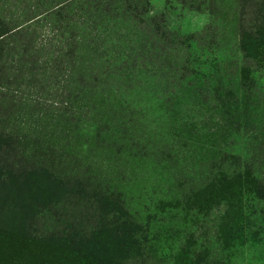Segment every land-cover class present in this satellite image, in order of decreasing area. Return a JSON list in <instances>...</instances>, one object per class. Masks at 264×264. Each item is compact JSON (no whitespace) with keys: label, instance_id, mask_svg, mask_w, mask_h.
<instances>
[{"label":"rangeland","instance_id":"obj_1","mask_svg":"<svg viewBox=\"0 0 264 264\" xmlns=\"http://www.w3.org/2000/svg\"><path fill=\"white\" fill-rule=\"evenodd\" d=\"M63 1L0 0V264H171L159 248L154 58H143L157 0H110L113 19L96 7L82 20L77 5L70 62L45 41ZM213 8L235 32L238 3Z\"/></svg>","mask_w":264,"mask_h":264},{"label":"trees","instance_id":"obj_2","mask_svg":"<svg viewBox=\"0 0 264 264\" xmlns=\"http://www.w3.org/2000/svg\"><path fill=\"white\" fill-rule=\"evenodd\" d=\"M214 2L157 0L146 14L153 45L143 58H154L159 116V248L171 264H264V0H233L235 32ZM82 4V20L96 7L116 17L110 0H64L62 27L45 41L58 40L69 62L82 37L72 9ZM28 22L36 31V18Z\"/></svg>","mask_w":264,"mask_h":264}]
</instances>
